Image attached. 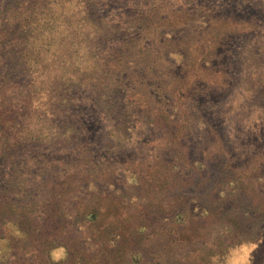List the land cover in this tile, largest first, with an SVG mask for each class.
<instances>
[{
    "label": "rangeland",
    "instance_id": "1",
    "mask_svg": "<svg viewBox=\"0 0 264 264\" xmlns=\"http://www.w3.org/2000/svg\"><path fill=\"white\" fill-rule=\"evenodd\" d=\"M0 264H264V0H0Z\"/></svg>",
    "mask_w": 264,
    "mask_h": 264
},
{
    "label": "trees",
    "instance_id": "2",
    "mask_svg": "<svg viewBox=\"0 0 264 264\" xmlns=\"http://www.w3.org/2000/svg\"><path fill=\"white\" fill-rule=\"evenodd\" d=\"M3 239H4V238H3ZM8 241H9V240H8ZM6 244H7V242L3 245L5 248H7V245H6Z\"/></svg>",
    "mask_w": 264,
    "mask_h": 264
}]
</instances>
